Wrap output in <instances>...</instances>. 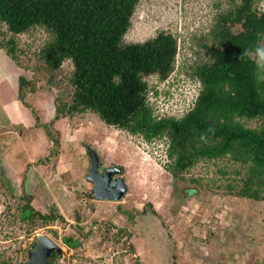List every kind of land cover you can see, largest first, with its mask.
Instances as JSON below:
<instances>
[{"label": "rangeland", "instance_id": "obj_1", "mask_svg": "<svg viewBox=\"0 0 264 264\" xmlns=\"http://www.w3.org/2000/svg\"><path fill=\"white\" fill-rule=\"evenodd\" d=\"M254 1L255 9L264 12V0ZM231 8V0L137 4L123 42L142 43L164 31L178 45L170 76L165 81L155 75L145 79L155 115L181 117L191 108L200 83L190 75V66L208 61L202 39L210 38L216 18ZM10 38L0 23V43ZM51 39L41 27L13 38L18 78L29 84L23 96L29 93L30 105L24 102L40 125H49L58 145L37 127L33 114L24 120L17 107L7 113L0 104V161L5 171V178L0 171V264H24L41 235L61 249L50 264H264V201L237 196L243 178L236 173L238 165L228 159L203 161L173 180L164 169L169 164L166 139L146 147L140 136L106 126L91 112L54 121L56 102L70 100L73 67L66 60L56 72L46 70L38 52ZM253 58L260 60L256 54ZM262 73L264 80V65ZM0 74H11L2 58ZM16 115L22 123L11 121ZM241 122L257 126L255 120ZM87 148L98 155L100 172L122 167L116 176L127 186L121 201L95 199L87 179ZM22 195L31 198L34 210L57 219L47 224L22 222ZM64 237L77 239L79 246L66 247Z\"/></svg>", "mask_w": 264, "mask_h": 264}, {"label": "trees", "instance_id": "obj_2", "mask_svg": "<svg viewBox=\"0 0 264 264\" xmlns=\"http://www.w3.org/2000/svg\"><path fill=\"white\" fill-rule=\"evenodd\" d=\"M139 2L0 0V23L12 35L0 49L15 61L13 38L33 27L44 28L52 36L38 52L46 70L56 72L66 60L73 67L70 100L56 102L54 121L91 112L106 126L140 136L146 143L166 139L169 164L164 169L173 180L182 179L199 162L228 159L238 165V175L243 173L237 196L264 201V12L255 9L254 0H231L232 8L216 18L210 38L202 39L208 61L190 66V75L200 83L191 108L181 117L159 116L148 104L145 79L155 75L165 81L170 76L178 45L164 31L142 43L123 42ZM18 83L17 98L30 109L23 99L29 84L22 76ZM32 114L37 127H43L57 146L49 125H40ZM241 120H255L257 126L246 127ZM0 171L4 177L1 161ZM4 182L10 184L7 178ZM21 199L22 222L47 224L57 219L34 210L29 196ZM61 241L70 249L79 246L70 237Z\"/></svg>", "mask_w": 264, "mask_h": 264}, {"label": "water", "instance_id": "obj_3", "mask_svg": "<svg viewBox=\"0 0 264 264\" xmlns=\"http://www.w3.org/2000/svg\"><path fill=\"white\" fill-rule=\"evenodd\" d=\"M90 169L87 179L93 183V194L98 201L119 202L127 192L123 178H116L123 172L120 166H111L100 172L99 157L94 150L87 148ZM60 255V247L47 235H41L32 245L24 264H50L51 255Z\"/></svg>", "mask_w": 264, "mask_h": 264}, {"label": "crops", "instance_id": "obj_4", "mask_svg": "<svg viewBox=\"0 0 264 264\" xmlns=\"http://www.w3.org/2000/svg\"><path fill=\"white\" fill-rule=\"evenodd\" d=\"M0 52H1L0 59L1 58L4 59L9 64V68L11 71V74H7V75L0 74V104L2 105L3 109L7 113L9 110L14 112V109L17 107L18 110L21 112V114L24 116V120L26 118L31 119L32 114L30 110L24 107L21 104V102L17 100V95L19 92L18 68L14 64V62L10 58H8L1 49H0ZM24 99H25V96H24ZM26 99L27 100L30 99L29 93H26ZM26 99L24 101H26V103L30 105V103ZM13 117L14 119H12L11 117V121L13 123H22L23 120H21V118H19L18 115H16V117L15 116ZM33 122H34V119H33Z\"/></svg>", "mask_w": 264, "mask_h": 264}, {"label": "built area", "instance_id": "obj_5", "mask_svg": "<svg viewBox=\"0 0 264 264\" xmlns=\"http://www.w3.org/2000/svg\"><path fill=\"white\" fill-rule=\"evenodd\" d=\"M189 109H190V108H187L186 110L182 111V115H183L184 113H186ZM144 144H145V146L147 147V146L153 144V142H151V143H146V142H144Z\"/></svg>", "mask_w": 264, "mask_h": 264}, {"label": "flooded vegetation", "instance_id": "obj_6", "mask_svg": "<svg viewBox=\"0 0 264 264\" xmlns=\"http://www.w3.org/2000/svg\"><path fill=\"white\" fill-rule=\"evenodd\" d=\"M104 170V169H103ZM103 170L101 171V173L103 172ZM118 176H120V175H118ZM50 262V261H49Z\"/></svg>", "mask_w": 264, "mask_h": 264}]
</instances>
